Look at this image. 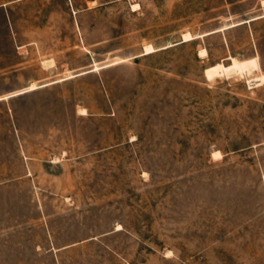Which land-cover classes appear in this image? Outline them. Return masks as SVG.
<instances>
[{
  "label": "rangeland",
  "instance_id": "1",
  "mask_svg": "<svg viewBox=\"0 0 264 264\" xmlns=\"http://www.w3.org/2000/svg\"><path fill=\"white\" fill-rule=\"evenodd\" d=\"M0 264H264V0H0Z\"/></svg>",
  "mask_w": 264,
  "mask_h": 264
},
{
  "label": "bare ground",
  "instance_id": "2",
  "mask_svg": "<svg viewBox=\"0 0 264 264\" xmlns=\"http://www.w3.org/2000/svg\"><path fill=\"white\" fill-rule=\"evenodd\" d=\"M153 51H154V49H153L152 46H148V47L146 48V52H147V53H150V52H153ZM45 62H47V61L45 60ZM37 87H38V86H37L35 83H33L32 86L30 87V89H28V90L36 89ZM19 93H21V92H19Z\"/></svg>",
  "mask_w": 264,
  "mask_h": 264
}]
</instances>
